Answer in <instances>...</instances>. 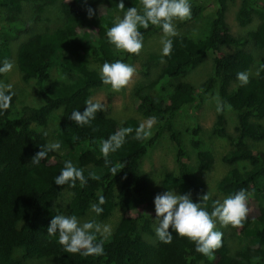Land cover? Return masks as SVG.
<instances>
[{
    "label": "trees",
    "instance_id": "1",
    "mask_svg": "<svg viewBox=\"0 0 264 264\" xmlns=\"http://www.w3.org/2000/svg\"><path fill=\"white\" fill-rule=\"evenodd\" d=\"M210 1L212 14L201 36L170 37L173 50L170 56L163 57V63L162 53L149 54L148 61H160L158 71L152 78L135 84L131 95L136 112L142 118L155 117L158 125L149 139L137 140L135 129L140 121L132 116L118 121L102 111L85 126L75 124L69 117L74 110L83 113L93 91L111 87L102 83L100 70L93 64L116 60L128 64L136 56L110 44L107 31L119 22L116 13L131 7L141 9V0H123V10L118 8L121 0H0V64L9 58L12 42L29 30L30 24L20 18L24 5L37 13L35 19L45 6L53 3L62 15L60 25L30 33L15 48L20 77L35 86L38 102L16 104L15 92L11 90L14 95L10 108L0 110V264L45 261L54 264H264V151L254 152L247 144L264 139V2L238 0L233 14L236 24L247 26L256 18V25L236 35L225 23L229 0ZM189 3L192 17L187 21L197 20L205 4L197 0ZM89 7L95 12L92 18L87 15ZM139 30L144 39L162 29L150 25ZM253 51H259L257 61ZM207 54L211 69L199 86L175 80L197 67ZM251 66L254 70L249 75V83L241 86L237 73ZM53 72L60 79L51 83ZM207 92L218 97L222 104H230L235 118L232 133H228L224 112L229 109L225 107L223 112H216L209 130L210 135L225 138L229 145L221 160L230 167L217 181V188L227 197L245 189L252 193L249 199L257 200L258 210L253 217L247 216L240 227L244 246L230 253L222 237V247L212 256L197 252L195 242L180 237L171 227V244L161 242L158 237L153 241L144 237L154 235V213L150 207L154 196L140 169L141 159L158 134L166 130L176 151L174 169L163 174L160 186L163 190L175 189L180 195L191 193L194 203L201 202L206 191L200 172L211 168L213 155L202 146L201 130L195 124L186 130L193 153L190 161L173 120L185 105L197 107ZM53 117L55 123L48 133L46 125ZM129 127L133 131L126 136L125 143L108 156L112 165H125L112 176L104 164L100 145L120 129ZM48 134L53 143H60V149L48 152L46 159L34 165L31 158L49 144ZM68 160L84 170L88 180L84 187L79 181L75 187L55 183V177ZM90 173L100 179H91ZM63 192L67 193V204L61 208L56 202ZM100 195L107 203L102 205L104 210L99 216L92 212L95 217L105 218L116 207L122 209L110 237L105 240V255L83 257L79 253H65L58 243V234L55 237L47 234L51 219L64 213L79 217L98 203ZM213 201L216 199L210 197L207 204L201 203L209 214Z\"/></svg>",
    "mask_w": 264,
    "mask_h": 264
},
{
    "label": "clouds",
    "instance_id": "2",
    "mask_svg": "<svg viewBox=\"0 0 264 264\" xmlns=\"http://www.w3.org/2000/svg\"><path fill=\"white\" fill-rule=\"evenodd\" d=\"M141 5V9L137 7L128 8L123 18L108 29V42L114 45L117 50L139 55L143 48V35L139 29H148L150 25L160 27L164 34L161 40L163 45L161 62L163 63V57L170 56L173 50V41L170 37L178 35L174 20L186 21L191 19V5L189 0H141ZM118 8L121 10L125 8L123 0L118 4ZM87 15L92 18L95 15L94 10L89 7ZM13 67V62L5 60L3 66L0 67V73L6 74L12 71ZM135 73L136 68L134 66L121 60L112 63L106 61L100 69V78L104 85L111 86L113 92H120L132 83ZM237 80L241 86L247 85L249 74L239 72L237 73ZM5 89L8 94H6ZM11 89L12 85L0 86V110L10 108L14 95ZM214 99L218 113L223 112L225 107L231 110L230 104H222L218 97H214ZM85 104L87 107L83 113L74 110L69 117L79 126L90 125L98 112L106 110L105 105L100 101L93 102L92 99H88ZM156 123L155 117H149L141 122L135 129V139H149L153 135L152 130ZM132 131L133 129L130 127L122 128L103 140L100 145L104 164L109 167L112 176L121 171L125 165H112L108 156L122 147L126 136ZM74 139H78V137ZM59 149V142L49 143L31 158V163L39 165L41 160L47 158L48 152L59 151ZM89 175L93 180L100 179L94 173ZM54 181L57 185L68 184L70 187H75L77 181L81 187H84L88 182L84 170L74 166L71 160L65 162L63 169ZM251 195L252 193L245 189H240L234 195L225 198L222 203L219 200L213 201L212 211L209 214L206 208L201 207V203L207 204L210 199L208 192L200 198L201 202L199 203L192 201L191 193L180 195L174 190H167L162 194H157L154 198L155 219L158 221V227L155 229L156 235L161 242L171 244L173 240L172 232L169 231L171 227L180 237H187L190 241L195 242L197 252L204 256H212L216 250L222 247L223 233L215 230L217 221L221 227L229 225L233 228L243 227L249 213L248 199ZM106 203V198L100 195L98 203L91 205V211L99 216L104 210L102 205ZM111 231L109 225L94 220L81 223L75 215L61 214L55 215L47 227V234L50 237H55L58 234V243L63 246L65 253H79L83 257L105 255L104 243L110 237Z\"/></svg>",
    "mask_w": 264,
    "mask_h": 264
},
{
    "label": "rangeland",
    "instance_id": "3",
    "mask_svg": "<svg viewBox=\"0 0 264 264\" xmlns=\"http://www.w3.org/2000/svg\"><path fill=\"white\" fill-rule=\"evenodd\" d=\"M196 1V0H189ZM205 4V9L203 13L198 15L197 20L194 21H179L174 20V26L178 34H186L192 37H199L203 34L204 25L206 20L212 14L213 5L210 4V0H197ZM260 2H264V0H259ZM238 0L231 1L229 0L228 12L225 15V23L227 24L230 32L232 34H243L246 30L253 29L256 25V18H253L252 21L247 26H240L236 24L234 21L233 14L236 8ZM125 12L116 13L115 18L119 21V19L123 18ZM37 13L28 6L24 5L20 18L25 20L30 24L29 30L25 33H22L18 36V40H14L12 42L11 52L9 60L13 62L14 67L12 71L4 74L0 73V86L12 85V89L16 95V104L18 103H27L30 105H35L38 102L37 92L35 86L30 82L22 81L20 77V73L17 69L16 61H15V48L18 42L29 35L30 33L43 30V28H52L57 25H60L62 22V15L60 11H58V6L56 3L52 5L45 6L41 13L35 19ZM2 22V17L0 16V23ZM164 34L162 30L152 32L147 37L143 39V48L139 55H136L128 64L134 66L136 68V73L132 78V83H130L126 88L122 89L120 92H113L111 87L98 88L90 96V99L93 102L100 101L105 105L106 110L103 111L105 115L115 118L118 121H121L126 117H134L138 119L141 123L147 118H142L135 110L134 99L132 97V90L139 81L150 79L154 76V73L158 71L159 64L157 59H153L148 61L149 54H157L162 53V43L161 40ZM256 58L259 55V51H253ZM5 61V60H4ZM3 61V62H4ZM0 64V67L3 66ZM158 64V67H157ZM95 69L100 70L102 65L93 64ZM211 69V59L210 55H206L202 62L195 67L193 70L188 71L184 76L178 77L175 80H183L187 83L193 84L195 86H199V83L202 79H205L209 74ZM254 70V67L251 66L246 73L249 75L252 74L251 71ZM60 79V75L56 72L51 74V83L56 82ZM173 79V81L175 82ZM178 82V81H176ZM216 97L212 93H205L201 96V100L197 107H192L191 105H185L182 107L175 115L173 120V127L175 130L181 133L182 145L184 144L186 155L189 156V160L193 159L192 150H190L189 138L187 137L186 130L191 128L193 125L197 124L200 127L199 136L202 141V146L204 148L209 149L213 155L214 163L211 168L207 171L200 172L201 178L204 181V188L206 193L210 194V197L215 198L216 201L219 200L221 203L225 198H227L226 194L217 188V181L223 176V174L230 167L226 165L221 160V155L229 149L228 141L225 138H218L209 134V130L213 125L216 110ZM226 118V130L228 133H232V126L235 122L234 114L231 110H225L224 112ZM264 122V120H263ZM55 123L54 117L51 119L46 125V131L49 133L51 128ZM156 123L153 127V133L157 130ZM49 143H53L50 135L48 134ZM248 146L253 149V151L261 152L264 151V139L259 141H249L247 142ZM176 147L173 141L168 137V133L166 130H163L162 133L155 139L154 144L151 148H149L146 155L141 159L140 169L144 175H146L148 181L147 183L150 185V188L153 193V199L151 201V209L154 213V218L152 222V229L154 235H144V237L148 241H153L157 237L156 235V227H158V221L155 219V204L154 198L157 194H162L167 190H163L160 186V182L164 173L169 170L174 169V157H175ZM174 190L175 189H170ZM176 192V191H175ZM63 192V196L58 199L56 204L59 207H65L67 204V193ZM178 194V192H176ZM257 200L249 199L248 200V208H249V217H253L257 214ZM68 216L67 213H64ZM122 214V209L115 208L107 217L105 218H97L94 216L91 210L86 211L83 215L77 217L81 223L94 220L101 224H106L113 229L116 222L118 221L120 215ZM217 231H221L223 233V238L226 241L227 246L230 248V253L237 250L238 248H242L245 244V241L239 234L240 228L233 229L232 226L221 227L220 223L217 221L216 229ZM23 264H29L25 262ZM39 264V263H35ZM40 264H54L50 261H45ZM203 264V263H200Z\"/></svg>",
    "mask_w": 264,
    "mask_h": 264
}]
</instances>
